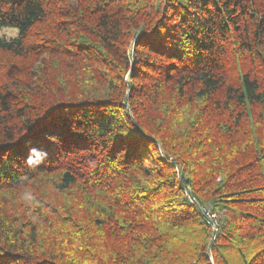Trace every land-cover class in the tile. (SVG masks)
Segmentation results:
<instances>
[{
    "label": "trees",
    "instance_id": "obj_1",
    "mask_svg": "<svg viewBox=\"0 0 264 264\" xmlns=\"http://www.w3.org/2000/svg\"><path fill=\"white\" fill-rule=\"evenodd\" d=\"M0 26V264H264V0H0Z\"/></svg>",
    "mask_w": 264,
    "mask_h": 264
},
{
    "label": "rangeland",
    "instance_id": "obj_2",
    "mask_svg": "<svg viewBox=\"0 0 264 264\" xmlns=\"http://www.w3.org/2000/svg\"><path fill=\"white\" fill-rule=\"evenodd\" d=\"M18 33L17 29L11 26H0V37H5V38H11L16 36ZM202 207V206H201ZM214 215L216 216V219L214 218V221H217L218 214L210 210V216ZM212 219V217H211Z\"/></svg>",
    "mask_w": 264,
    "mask_h": 264
},
{
    "label": "built area",
    "instance_id": "obj_3",
    "mask_svg": "<svg viewBox=\"0 0 264 264\" xmlns=\"http://www.w3.org/2000/svg\"><path fill=\"white\" fill-rule=\"evenodd\" d=\"M186 197L188 198V200H189L191 203L195 201V200H194V197H192V196L188 193V191L186 192ZM200 208H201V211H202V212L205 214V216L207 217V220L210 221V223H212V227H215L216 221H214V218L216 219V216L214 215V213H213L212 216H210V209H209L208 207H206V206H202V207H200ZM211 217H212V219H211Z\"/></svg>",
    "mask_w": 264,
    "mask_h": 264
}]
</instances>
